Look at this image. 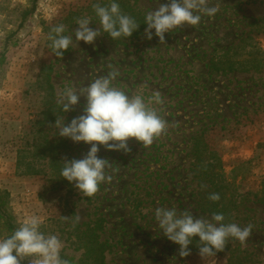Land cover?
I'll return each instance as SVG.
<instances>
[{
  "label": "rangeland",
  "instance_id": "374dc122",
  "mask_svg": "<svg viewBox=\"0 0 264 264\" xmlns=\"http://www.w3.org/2000/svg\"><path fill=\"white\" fill-rule=\"evenodd\" d=\"M168 2L135 0V7L145 17ZM29 6L30 0H0V52L5 35L16 32L10 39L16 44L6 47L0 64V189L8 192L15 224L39 215L40 231L57 235L61 253H66L62 258L73 262L84 251L76 248L83 240L80 232L90 223L105 242L107 264H228L234 248L246 264H264V211L257 202L264 179V0H209V6L219 9L214 16L202 15L194 27L185 24L166 32L163 43L154 29L152 39L146 38L147 25L138 37L122 43L104 32L91 44L76 42L73 35L63 57L48 50L47 27L62 19L65 35H70L78 28L76 18L88 16L89 26L100 28L90 0H38L34 13L18 27L20 13ZM239 42L238 57L252 52L258 68L225 73L211 69L213 54ZM112 69L119 73L113 84L128 94L161 92L164 103L157 108L169 127L147 148L135 138H129L127 153L99 145L98 157L112 164L107 170L112 181L86 198L75 182L72 189L56 184L60 172L50 166L65 158L82 159L91 147L58 135L57 118L68 124L86 105L81 96L63 113L58 93L66 86L79 89ZM199 134L198 146L215 152L220 171L231 182L236 200L231 222L251 224L252 235L246 246L229 239L223 251L207 257L199 254L195 238L189 255L181 257L180 246L155 222L154 210L211 216L197 208L202 183L191 171V138ZM27 163L39 173L21 174L17 164ZM230 172L236 176L231 178Z\"/></svg>",
  "mask_w": 264,
  "mask_h": 264
},
{
  "label": "clouds",
  "instance_id": "9594fccd",
  "mask_svg": "<svg viewBox=\"0 0 264 264\" xmlns=\"http://www.w3.org/2000/svg\"><path fill=\"white\" fill-rule=\"evenodd\" d=\"M92 9L100 28H91L89 24L92 18L88 16L76 18L78 28L70 35L64 34V24L51 27L47 39L55 56L63 57L64 51L73 43V35L76 42L82 40L91 44L101 32L116 40L130 37L139 27L133 17L122 13L117 0H109L104 5L93 3ZM218 11L216 6H209V0H169L145 14L146 38L152 39L154 29L155 36L163 43L166 32L185 24L194 27L200 23L202 15L212 17ZM118 75V70L112 69L107 75L98 77L79 89L66 86L58 93L57 103L63 113L72 110L81 96L86 98L83 114L74 117L68 124H65L64 117L57 118L54 125L59 136L91 145L82 159L65 158L61 169V177L70 183L75 182L76 189L86 198L93 197L101 184L112 181V175L107 172L112 164L98 157L99 145L127 153L130 151L127 143L129 138H135L147 148L155 139L165 134L169 127L157 108L164 103L161 92L154 91L147 97L142 93L128 94L113 84ZM110 141L113 143H109ZM207 198L217 202L220 195L213 192ZM154 216L163 234L180 246L181 257L189 255L188 246L197 236L199 254L207 257L223 251L229 239L238 240L242 246H246L252 235L251 224L241 227L233 222H225L226 217L222 212H213L209 218H195L189 210L178 213L175 208L157 207ZM42 224L43 219L39 215H27L11 235L0 238V264H21L25 259L29 260V264H70L61 257L63 245L60 238L54 234L45 235L40 231Z\"/></svg>",
  "mask_w": 264,
  "mask_h": 264
},
{
  "label": "trees",
  "instance_id": "16d2710c",
  "mask_svg": "<svg viewBox=\"0 0 264 264\" xmlns=\"http://www.w3.org/2000/svg\"><path fill=\"white\" fill-rule=\"evenodd\" d=\"M38 0H30L29 8L23 10L20 13V21L18 27H20L25 21L26 17L32 13H34L36 9ZM101 3L102 5L108 4L109 1L104 0H90V6L93 3ZM120 5L121 11L124 14H127L133 17L136 22L139 24L138 29H136L130 37L124 38L121 37L119 39L113 40L107 33H105L109 40L115 41L117 43H122L125 40H129L132 38L138 37L143 29L146 27L144 23V16L139 12V10L135 7V0H117ZM70 14V12H69ZM72 14L75 15V12ZM95 14V13H94ZM96 16V15H95ZM66 19V18H65ZM63 19V20H65ZM74 19L71 17L70 20ZM98 19V18H97ZM64 23L62 19H58L56 23L51 24L47 27V31L49 33L51 27ZM15 31H10L4 37V46L3 50L0 52V64L4 60V50L8 45L14 46L16 44V39L10 41V39L15 35ZM66 33V31H65ZM64 33V34H65ZM50 41L47 39L48 50L55 56L49 47ZM240 42L234 46H229L226 50L221 51V53H215L211 57L210 67L213 70H219L221 73L232 72L235 70H249L250 68H258L257 64H254L255 59L252 57L254 54L252 52H248L244 58L238 57L240 53L238 49L240 48ZM70 51V47L68 50L64 51V55H66ZM250 56V58H246ZM253 58V59H252ZM253 63V64H250ZM49 89L52 88L51 85H48ZM202 135H195L194 139L195 143L193 144L190 155L192 157L191 162V171L193 172V178H196L199 182L202 183L201 187V199L197 203V208L206 213L212 214L213 212H222L226 220L225 222H231L233 216L231 209L235 207L236 200L232 194V187H230L231 182L227 181V178L223 172L220 171L221 162L219 158L215 155L213 150H207L203 147H199L197 141L201 139ZM20 163V160H19ZM51 168L60 172V175L55 179L56 184H64L69 189H72L73 182L67 181V179L61 177V169L63 165L61 163L55 162L53 165H50ZM17 168L21 170V174H37L39 170L34 166L27 163L26 165L17 164ZM231 178L236 176L230 172ZM206 186V187H203ZM219 193L220 200L217 202L210 201L207 197L209 193ZM257 202L261 205L262 210L264 211V179L261 182L260 189L257 191ZM99 219L96 220L97 227H101ZM0 226L3 229V233L6 236L12 234L16 227H18L14 222V216L11 213L8 205V192L6 190L0 189ZM81 237L83 238L82 242L78 244V248L83 247L84 251L81 257L72 261L71 257L67 258L70 264H107L104 260V251H105V242L99 240L98 234L95 232V227L90 226V223L85 224V229L81 232ZM196 238V241H199V237ZM237 249H232L230 251V256L228 258V264H246L244 259H239V253ZM66 253H61V257H65ZM21 264H26L25 261H22Z\"/></svg>",
  "mask_w": 264,
  "mask_h": 264
}]
</instances>
